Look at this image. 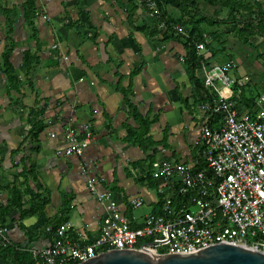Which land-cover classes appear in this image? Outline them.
Segmentation results:
<instances>
[{
    "label": "crops",
    "instance_id": "1",
    "mask_svg": "<svg viewBox=\"0 0 264 264\" xmlns=\"http://www.w3.org/2000/svg\"><path fill=\"white\" fill-rule=\"evenodd\" d=\"M26 3L0 0V220L17 246H47L44 228L64 222L93 240L105 215L88 189L93 179L141 223L160 207L157 182L144 177L152 163L198 161L202 61L194 76L189 45L164 35L144 0H36L28 17ZM160 3L182 20L181 2ZM183 22L206 38L214 23ZM206 55L215 62L212 52ZM87 123L94 139L81 156L66 155V128ZM16 192L23 211L42 209L43 226L35 227L39 215L22 217L13 206ZM133 198L144 205L130 208Z\"/></svg>",
    "mask_w": 264,
    "mask_h": 264
},
{
    "label": "built area",
    "instance_id": "2",
    "mask_svg": "<svg viewBox=\"0 0 264 264\" xmlns=\"http://www.w3.org/2000/svg\"><path fill=\"white\" fill-rule=\"evenodd\" d=\"M144 2L160 31L169 30L156 0ZM252 2L256 6L264 0ZM260 16L255 9L248 22L258 25ZM168 32L190 47L194 44L203 63L202 75L197 74L202 89L197 163H152L144 177L157 182L161 212L148 214L139 224L122 211L111 191L99 192L95 180H89V191L105 208L99 235L89 240L68 222L49 226L50 243L32 249L34 264H78L113 249L182 254L218 243L264 252V88L259 90L235 59L206 62L208 37L196 42L191 29L181 24ZM263 40L257 33L249 39L250 44ZM64 137V153L81 156L94 133L87 123L83 130L67 127ZM132 174L140 175L137 170ZM143 205L141 198L129 201L134 210ZM12 245L10 230L0 221V248Z\"/></svg>",
    "mask_w": 264,
    "mask_h": 264
},
{
    "label": "rangeland",
    "instance_id": "3",
    "mask_svg": "<svg viewBox=\"0 0 264 264\" xmlns=\"http://www.w3.org/2000/svg\"><path fill=\"white\" fill-rule=\"evenodd\" d=\"M182 7L178 9L182 21H214L208 32L209 53L214 55L215 62L235 59L241 72L249 74L258 86L264 85V40L258 44H250L243 23H234L229 19L232 3L240 8L250 5L260 11L261 21H264V3L252 0H179ZM160 2V0H158ZM245 5V6H244ZM206 33V32H205ZM250 39V38H249ZM208 44V43H207Z\"/></svg>",
    "mask_w": 264,
    "mask_h": 264
},
{
    "label": "trees",
    "instance_id": "4",
    "mask_svg": "<svg viewBox=\"0 0 264 264\" xmlns=\"http://www.w3.org/2000/svg\"><path fill=\"white\" fill-rule=\"evenodd\" d=\"M157 2H158V0H157ZM173 2L178 4L181 1L173 0ZM158 6H159V9L161 10L162 18L168 24L169 30H171L173 28V25H175V24L185 25L191 29L192 34L196 37L195 38L196 42L205 40V38H204L205 36H204L203 32H201V30H199V32H198V29L195 30L196 28L193 25H191V24L188 25V24H186V22H183L182 20H175V19L170 18L166 14V12L163 10L162 4L160 2H158ZM230 8H231V11L229 14V19H231L236 24H238V23L244 24L243 28H244V31L249 36L248 40L255 33L260 34L261 36L264 37V21L259 20L260 21L259 24L255 25V24L249 23L248 22L249 19L247 18V16L250 17V13L252 11H254L255 9L257 10L258 7L252 8L250 5L246 4V6L243 7V9H241L239 4L232 3L230 5ZM35 9H36V0H27L26 5H24L25 17L31 16L32 12H34ZM242 12H248V13H247V15H244V13H242ZM239 16H243V17L239 18ZM244 16H246V17H244ZM155 21L158 22V20H155ZM169 30L162 31V33H164V35H165L166 33H169L168 32ZM170 34H172V33H170ZM249 43H250V41H249ZM189 48H190V50H189V53L187 55L188 57L186 60L189 62L190 67H191L192 71L194 72L193 74L195 76V72L199 66L201 58H199L197 56V51H196L194 44H192L191 47L189 46ZM10 54H11V48L10 49L7 48V49H5V51L3 52V55H2L3 60H4L3 65L5 68V72L9 75V77H10L11 71L14 70L12 65H11V62H10ZM198 84L201 86L199 79H198ZM247 100H250V99H247ZM136 116H138V114H136ZM43 128H44L43 125H39L38 127H33V129L31 130L32 138H36L38 136V134L43 130ZM197 168L201 169V168H203V165L199 164L197 166ZM16 194H17L16 203L13 206H17V208L19 209V211L22 214V217H24L26 215L27 216L28 215H39V218H38L37 223L35 224V227L39 228V227L43 226L46 222H45L44 214L42 213V209H39L37 207L36 208L31 207L28 211H23L21 209V196H20L19 192H16ZM154 212L160 213L161 212L160 207H159L158 211H154ZM1 220H2L3 224H5L6 221L4 220V218L2 219V215H1ZM59 225H60V223L57 225H54L52 227L55 228ZM46 228H44L43 233L45 236H47L49 238V240H51L52 235H51V233L46 231ZM34 262H35V259L33 256L31 245L17 246L15 244H13L11 247L0 248V264H34Z\"/></svg>",
    "mask_w": 264,
    "mask_h": 264
},
{
    "label": "water",
    "instance_id": "5",
    "mask_svg": "<svg viewBox=\"0 0 264 264\" xmlns=\"http://www.w3.org/2000/svg\"><path fill=\"white\" fill-rule=\"evenodd\" d=\"M78 264H264V252L229 243H218L197 252L182 254L113 249Z\"/></svg>",
    "mask_w": 264,
    "mask_h": 264
}]
</instances>
